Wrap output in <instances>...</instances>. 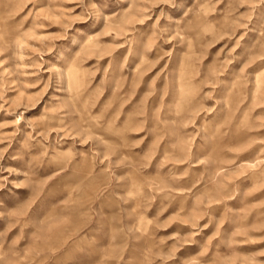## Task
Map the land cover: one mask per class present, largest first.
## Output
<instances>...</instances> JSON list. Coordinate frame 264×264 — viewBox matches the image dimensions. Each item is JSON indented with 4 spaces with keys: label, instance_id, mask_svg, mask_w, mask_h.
I'll list each match as a JSON object with an SVG mask.
<instances>
[{
    "label": "rangeland",
    "instance_id": "rangeland-1",
    "mask_svg": "<svg viewBox=\"0 0 264 264\" xmlns=\"http://www.w3.org/2000/svg\"><path fill=\"white\" fill-rule=\"evenodd\" d=\"M0 264H264V0H0Z\"/></svg>",
    "mask_w": 264,
    "mask_h": 264
}]
</instances>
